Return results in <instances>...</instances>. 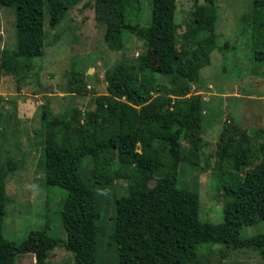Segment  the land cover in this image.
<instances>
[{"label":"trees","instance_id":"obj_1","mask_svg":"<svg viewBox=\"0 0 264 264\" xmlns=\"http://www.w3.org/2000/svg\"><path fill=\"white\" fill-rule=\"evenodd\" d=\"M75 1L56 0L48 7L51 29ZM139 2L93 0L94 19L104 29L102 40L119 53L118 62L104 72L107 93L91 96L83 109L74 106L56 115L49 113V94L41 105L42 134L34 145L44 169L43 185L67 192L61 223L78 232L79 248L96 247L106 223L99 190L124 179L123 192L112 199L117 264H191L214 243L252 250L264 260V129L251 132L236 121L225 124L214 152H204L216 157L212 188L220 182L213 188L221 197L220 222L202 219L198 191L178 184L182 166L200 167L204 155L205 102L190 90L192 85L206 86L198 71L216 44L217 4L196 2L187 29L179 31L176 0H151L150 18L143 22ZM0 6H14L16 14L15 46L0 47V83L10 76L18 84L30 77L32 59L44 53L46 4L0 0ZM248 19L258 40L264 31V0L253 1L242 22ZM124 32L145 46L131 62L125 59ZM255 59L264 62V48L256 51ZM72 72L64 87L69 99L87 91L82 76ZM29 154L20 151L16 158L3 159L0 144V264H17L25 254L32 255L33 264H47L51 250L67 247L47 228L33 229L20 241L4 234L10 200L5 186ZM244 228L250 231L242 236ZM73 260L84 264L75 256Z\"/></svg>","mask_w":264,"mask_h":264},{"label":"rangeland","instance_id":"obj_2","mask_svg":"<svg viewBox=\"0 0 264 264\" xmlns=\"http://www.w3.org/2000/svg\"><path fill=\"white\" fill-rule=\"evenodd\" d=\"M253 1L215 0L218 36L214 49L198 71L206 86L192 85L190 90L191 94H200L205 102L203 153L216 149L218 136L225 124L236 121L251 132L264 129V62L255 59L256 51L264 48V31L257 40L252 35V21L248 19L247 23L242 22ZM54 2L56 0H45L44 53L32 59L30 77L18 83L20 88L15 78H1L0 127L3 132L0 134V144L3 159L16 158L20 151H30L23 168L16 170L5 186L10 200L4 234L20 241L33 229L47 228L52 235L63 238L68 248L59 246L51 250L47 264H74V256L84 264H117L116 246L112 240V199L123 192L126 181L114 179L101 187L98 200L104 208L103 219L106 223L99 229L96 247L86 245L80 248L78 232L65 229L60 219L66 190L43 185L44 169L41 160L38 162L40 153L34 142L41 139V105L46 102V95H50L47 103L50 115L70 111L74 106L83 109L90 105L91 96L107 93L105 69L119 60L118 52L109 49L102 40L104 29L94 19L93 0H76L57 26L51 29L48 7ZM196 2L202 3L204 0H176L175 22L179 25V31L187 29ZM139 6V18H142V22L146 18L149 20L151 0H140ZM15 17L14 6H0V47L11 49L15 46ZM56 31L58 33L54 40ZM123 41L125 59L129 62L145 51L143 41L130 32L123 33ZM34 70L38 71L37 76ZM70 72L82 76L87 91L69 99L64 87ZM205 153L201 157L200 167L189 164L182 166L178 184L198 191L202 219L220 222L221 197L216 196L219 193L213 189L220 182H215L212 188L216 157L212 155L208 158ZM87 162L83 161V169ZM45 214L48 217L45 218ZM249 231L250 228H244L241 235H247ZM213 245L208 254L192 260L191 264H264L259 254L252 250L232 249L222 243ZM17 264H33L32 255L21 256Z\"/></svg>","mask_w":264,"mask_h":264},{"label":"water","instance_id":"obj_3","mask_svg":"<svg viewBox=\"0 0 264 264\" xmlns=\"http://www.w3.org/2000/svg\"><path fill=\"white\" fill-rule=\"evenodd\" d=\"M90 70H91V68H89V70H88V71L90 72Z\"/></svg>","mask_w":264,"mask_h":264},{"label":"clouds","instance_id":"obj_4","mask_svg":"<svg viewBox=\"0 0 264 264\" xmlns=\"http://www.w3.org/2000/svg\"><path fill=\"white\" fill-rule=\"evenodd\" d=\"M89 72V71H88Z\"/></svg>","mask_w":264,"mask_h":264}]
</instances>
